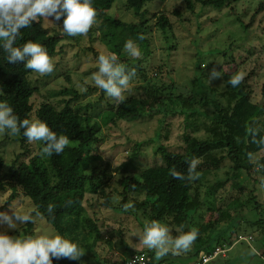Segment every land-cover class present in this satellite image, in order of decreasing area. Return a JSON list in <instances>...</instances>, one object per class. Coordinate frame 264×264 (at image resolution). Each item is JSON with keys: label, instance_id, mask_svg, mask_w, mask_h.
Returning <instances> with one entry per match:
<instances>
[{"label": "rangeland", "instance_id": "1", "mask_svg": "<svg viewBox=\"0 0 264 264\" xmlns=\"http://www.w3.org/2000/svg\"><path fill=\"white\" fill-rule=\"evenodd\" d=\"M259 1H230L219 7L203 6L194 2L193 11H189L185 0H151L145 3L141 11L136 12L125 6V0H115L105 15L123 22L138 23L139 19H146L148 23L145 33L148 39V52L145 54L141 49V56L138 58L129 57L123 50L119 38L115 34L106 36L111 31L98 30L95 23L86 34L68 36L61 30L62 19L53 21L51 18H40L43 26L50 33L60 35L61 40L57 47L58 51L52 58L53 71L45 75L35 72L29 75L32 86L36 88L31 98L33 108L46 101L60 108L63 105L62 99L69 97L68 94H59L62 89H73L80 93L78 101L73 104L91 105L86 112L87 115L82 111L81 120L83 125L94 124L99 138L96 144L90 146L92 150L89 152V168H94L96 172L105 171V177L100 183L104 192L89 191L85 196L80 233L75 239L85 252L79 260H75L77 264H96L106 258L122 259L135 251L148 250L139 242L138 237L146 221L156 220L164 224L169 228V234L173 238L179 234L180 230L173 223H169L168 218L154 219L148 212H143L135 205V202L144 198L142 194H127L123 202L121 180L127 176L137 177L145 167L161 164V156L156 151L159 145L171 151L181 152L186 134L199 138L206 137L205 126L211 122L213 110L211 104L198 106L201 113L185 120L184 114L179 112V109L184 108L180 99L167 97L154 102L150 115L144 101L150 98L143 91L142 80L136 73L129 89L123 94L125 99L130 96L134 100L126 105L143 116L121 119L116 124L104 123L103 111L111 110L117 103L108 98L92 81V74L98 70L97 56L114 53L118 61L127 68L140 59V67L145 69L151 85L154 87L155 84L160 90L164 87L163 93H167L172 84L171 92L174 95L187 98L192 94L197 99L207 98L218 100L220 103L224 102L220 92L229 85L228 79L236 73H241L243 77L249 74L247 83L253 91L252 100L257 102L260 100L259 92L264 82V10L255 14ZM159 13L167 15L172 25L171 30L163 32L155 26L153 15ZM251 20L252 24L245 28L244 25ZM137 45L140 46L138 42ZM214 69L218 73V78L209 82L208 78ZM32 119H35L34 115ZM160 119H163L161 125ZM261 119L264 121V117ZM0 140L5 163L3 170L6 171L15 154L21 149L16 136L3 133L0 134ZM69 144L74 142L69 141ZM41 149L39 141L29 142V152L24 159L35 155L42 157ZM262 155L264 150L254 155L251 161L254 163ZM62 158L64 160L66 155L64 154ZM227 166L224 164L214 172L206 174L204 178L198 179L202 184L199 189L200 197L205 200L200 215L203 222L215 219L218 208H225L227 200L238 197L239 201L243 202L240 207L244 218L241 219L239 216L237 220L234 219L236 222L230 225L229 229L225 228L224 233L215 228L213 236L218 232L222 234L218 235L221 242L223 240L222 245L218 246L227 251L225 256L220 254L205 264H264V234L262 233V236L259 230L248 223L259 217L264 218V204L260 205L258 211L253 209L248 212L244 199L249 195V187L246 186L241 192H237L228 187V182L224 188L220 187L215 192L205 194L204 189L207 185L226 178ZM249 174L259 182L255 196L259 203H263L264 175L259 174L256 168L251 169ZM10 194L9 187L0 192V212L11 214L10 205L17 211H33L34 206L30 199L20 192L7 202ZM207 207H212V211H207L205 209ZM228 211L230 214L234 213L232 209ZM33 216V236L59 234L42 216L35 214ZM86 220L97 226L100 233L97 240L93 228L86 224ZM194 220L197 225L199 218L194 217ZM226 221V218L221 219L217 227L224 225ZM24 226L25 224H21L17 225L16 229H8L6 225L0 224V231L6 232L9 236L22 238ZM234 227L237 228L235 231ZM238 235L246 239L240 238L236 241ZM229 236L231 238L227 242L226 238ZM191 249L192 245L187 251H169L159 260L165 258L164 261L177 263L172 259L185 260L182 258H186L187 252ZM154 258L156 259L155 255Z\"/></svg>", "mask_w": 264, "mask_h": 264}, {"label": "trees", "instance_id": "2", "mask_svg": "<svg viewBox=\"0 0 264 264\" xmlns=\"http://www.w3.org/2000/svg\"><path fill=\"white\" fill-rule=\"evenodd\" d=\"M114 1L91 0L92 7L96 10V28L111 31L106 36L115 34L122 46L128 39L138 42L141 46H139L140 51L143 49L146 54L148 50V39L145 35L148 27L146 19H139L140 22L138 23H129L105 15ZM148 1L151 0H125V6L139 12ZM230 1L238 0H185V3L186 8L193 11L194 2L203 6L214 5L219 7L228 4ZM262 10H264V0L259 1L255 14ZM174 13L178 14L177 11ZM153 18L155 19V26L160 31L165 32L172 29L167 15L159 13V15H153ZM251 24L252 20L244 26L247 28ZM29 40L42 44L46 47L49 56L53 58L58 51L57 47L61 36L50 33L43 26L41 19L38 18L29 27L20 30L14 46H20ZM4 56L5 53L0 49V101L10 105L20 119H32L34 115L35 119L46 122L50 129L57 134L67 135L69 141H73L74 144H68L59 155H43L42 157L35 155L25 160L24 158L29 152V142L22 134H18L16 140L21 151L15 154L10 165L4 171L5 163L1 154L2 141L0 140V192L9 187L11 194L7 198V202L17 196L18 192L22 193L32 202L34 206L33 215L38 211L40 216L51 224L60 235L75 242L78 233H80V219L84 211L86 193L89 191L91 193L104 192L100 183L105 177V171L96 172L94 168H89L88 159L90 158L89 152L92 150L90 146L99 141L98 132L94 124L83 125L81 120L82 111L87 115L86 112L91 105H74L73 103L78 101L81 94L73 89H62L59 94H68L69 97L62 99L63 105L60 108L46 101L34 109L31 98L36 88L32 86L29 80V75L33 71L25 69L22 62L9 64ZM140 65L141 60L138 59L128 68H134L142 80L143 91L150 98L144 100L150 115L154 102L167 97L180 99L181 106L184 108L179 109V112L184 114L185 120L192 118L194 114L201 113L198 106L211 104L213 107L210 116L211 122L205 126L206 137L199 138L186 134L184 136L185 145L181 152L171 151L159 145L156 151L161 156V164L145 167L137 177L127 176L121 180L123 202L126 200L127 194H142L144 198L135 202V205L143 212H148L152 218L157 220L168 218L169 223H173L180 231L186 232L190 228L198 229V235L192 243L191 251L187 252L186 258H182L185 260L172 259L177 263H187L195 260L199 252L211 253L215 247L222 245L223 240L221 242V238L218 236L222 234L216 232L217 234L213 236L215 228L223 232L225 228L229 229L239 216L241 219L244 218L240 207L243 202L235 197L226 201L225 208L217 209L215 219L203 222L200 211L203 209L205 200L200 197L199 189L202 184L198 182V179L204 178L206 174L227 164L226 178L223 181L207 185L204 189L205 194L215 192L220 187L224 188L225 183L228 182V187L237 192H241L246 186L249 187V195L244 199L248 212L253 209L258 211L260 205L264 204V201L259 203L255 196L256 186L259 182L255 177L251 178L249 174L251 169L256 168L259 174L264 175V168L258 167V165H264V155L258 157L254 163L251 161L254 155L264 150V144L260 143L261 138H264V121L261 119L264 117V82L261 84L260 100L257 102L252 100L253 91L247 83L248 74L243 77L237 87L233 88L227 85L220 92V97L224 101L220 103L218 100L207 98L205 100L197 99L192 94L188 95L187 98L174 95L171 92L172 84L169 86L170 90L163 93L164 87H161V90L155 84L153 87L150 78L146 76L145 69L141 68ZM155 83L157 82L155 81ZM128 102H134V100L129 96L123 103L117 104L111 110L103 111L104 115L107 114L102 116L104 123L116 124L121 119H129V117L136 115L142 117V113L132 111L126 105ZM92 109L93 107L90 110ZM97 115L99 116L100 112ZM162 122L163 119H160V125ZM190 123L192 122L190 121ZM42 147L43 144L41 143ZM64 154L66 158L63 160ZM249 154H251V159ZM193 158L199 161L196 168L199 175L196 180L189 181L187 178L180 180L171 176L170 170L175 169L187 177L188 161ZM49 203L56 205L54 218H50L45 210ZM205 209L212 211V207ZM228 209H232L234 213L230 214ZM194 217L199 218L197 225H195ZM225 218L227 219L226 223L218 228L221 219L224 220ZM248 223L251 227L259 230L261 235L264 234V218L259 217ZM86 224L93 228L96 235L95 240H97L100 235L97 226L89 220H86ZM236 229L234 227V231ZM22 233L23 237L33 235V223H26L22 228ZM230 238L231 236L226 238L227 242ZM231 245L232 243L229 246ZM145 252L154 258V250H146ZM118 260L116 257L113 259L106 258L96 262V264ZM164 260L165 258L160 261ZM52 264L77 263L75 260L61 258L59 260L53 259Z\"/></svg>", "mask_w": 264, "mask_h": 264}, {"label": "clouds", "instance_id": "3", "mask_svg": "<svg viewBox=\"0 0 264 264\" xmlns=\"http://www.w3.org/2000/svg\"><path fill=\"white\" fill-rule=\"evenodd\" d=\"M96 10L91 0H0V49L5 53L4 59L9 64L22 62L23 67L33 72L45 75L54 69L53 59L46 47L34 41H26L20 46H14L22 28L29 27L38 18H51L53 21L62 19L61 30L68 36L86 34L96 22ZM123 50L129 57L138 58L141 51L132 39L125 41ZM98 70L92 74V81L105 95L117 104L125 100L124 92L129 89L130 82L136 75L134 68H127L118 61L117 55L99 54L96 58ZM218 78L214 69L211 79ZM243 79L241 73L232 75L227 84L237 87ZM8 136L22 134L28 142L39 141L43 144L42 155L51 156L61 154L69 144V137L57 134L46 122L38 119H20L7 103L0 101V134ZM264 144V138H261ZM251 159V154H249ZM198 159L188 161V175L183 176L175 169L170 170L173 178L189 181L196 180ZM264 168V165H258ZM12 211L0 212V224L8 229H16L17 225L32 223L33 211H17L10 205ZM56 205L49 203L46 212L54 218ZM35 215H40L38 211ZM183 228V226H181ZM198 235V229L190 228L180 231L174 238L169 234V228L164 224L152 220L143 224L142 233L138 234L139 242L148 250L155 251L159 260L169 251L180 252L190 249ZM78 244L60 234H37L24 237L9 236L0 231V264H52L53 259L67 258L79 260L84 254ZM135 264V261H131Z\"/></svg>", "mask_w": 264, "mask_h": 264}, {"label": "built area", "instance_id": "4", "mask_svg": "<svg viewBox=\"0 0 264 264\" xmlns=\"http://www.w3.org/2000/svg\"><path fill=\"white\" fill-rule=\"evenodd\" d=\"M246 239L245 237L239 236V239ZM226 249H223L221 247H215L211 253H205L203 251L199 252L198 257L190 262L187 263H172L168 261H160L153 258L151 255H149L145 251H136L133 254L129 255L128 257L119 259L118 261H105L102 264H131V261H135V264H205L211 259L216 258L220 254L222 256H225Z\"/></svg>", "mask_w": 264, "mask_h": 264}]
</instances>
